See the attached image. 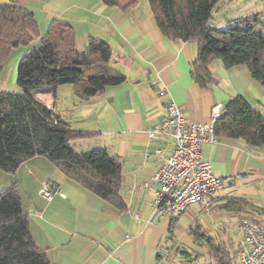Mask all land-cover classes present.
Instances as JSON below:
<instances>
[{"label":"crops","instance_id":"obj_1","mask_svg":"<svg viewBox=\"0 0 264 264\" xmlns=\"http://www.w3.org/2000/svg\"><path fill=\"white\" fill-rule=\"evenodd\" d=\"M129 3L130 0H122L121 6H110L99 2L96 17L100 22L89 35L110 45L111 66L126 77L123 84L109 86L91 99L79 98L72 85L32 95L54 110L72 130L92 133L71 142L77 151L104 149L118 158L122 167L119 192L125 209L119 210L101 199L43 156L24 162L15 173H9L8 181L20 189L32 186L30 203L25 209L21 198L22 208L33 240L46 252L50 264H165V259L170 263L178 248L174 244L178 241L175 225L183 216L191 219L185 232L200 231L206 236L200 239L196 235L189 242H198L210 251L213 247L209 245L214 244L220 251L213 252L214 260L233 264L226 247L223 249L220 244L228 242L217 243L206 229L202 231L196 225L198 215L191 209L199 206L200 214L214 215L228 199L239 197L249 200L254 208L238 211V221L243 216L264 221V148H251L242 139L221 137L217 143L203 145L202 159L224 181L212 198L211 207L204 209L202 204H193L184 213L159 216L155 203L157 186L152 177L172 154L174 140L170 136L151 139L148 132L165 116L169 100L184 108L187 122L210 123L212 113L221 112L236 96H242L264 115V88L252 78L247 66L227 69L220 60L209 65L214 83L200 86L191 74L197 42L162 34L148 0H139L134 6H127ZM259 8L256 3L246 4L247 14L243 16L257 15L264 21V9ZM6 78L1 72L0 90L5 89L2 81ZM161 88L167 91L165 97L159 95ZM64 90L69 94L62 95ZM69 97L70 103L66 102ZM46 181L59 191L50 202L39 194ZM238 221L239 249L242 234ZM236 257L239 261L238 250Z\"/></svg>","mask_w":264,"mask_h":264},{"label":"trees","instance_id":"obj_2","mask_svg":"<svg viewBox=\"0 0 264 264\" xmlns=\"http://www.w3.org/2000/svg\"><path fill=\"white\" fill-rule=\"evenodd\" d=\"M101 1L121 6L122 0ZM219 1L148 0L162 34L197 42L198 53L191 69L197 84L208 87L214 83L209 65L220 60L227 69L247 66L252 78L264 88V21L257 15L241 16L235 26L223 28L214 16ZM138 2L130 0L127 6ZM37 32L33 13L0 2V74L5 53L20 44L28 45ZM111 59L112 50L105 40L89 37L85 48L77 50L74 28L67 22L54 21L43 40L18 64L21 93L0 90V170L15 173L24 162L43 156L101 199L125 209L119 192L122 167L118 158L104 149L77 151L71 142L92 133L72 130L54 110L32 96L55 92L68 84L79 98L91 99L109 86L121 85L126 77L111 66ZM220 113L215 123L219 138L242 139L251 148H264V115L242 96L231 99ZM246 207L254 208L249 200L239 197L223 205V209L237 212ZM209 246L212 252L219 251L214 244ZM0 264H50L46 252L33 240L15 182L0 192Z\"/></svg>","mask_w":264,"mask_h":264},{"label":"rangeland","instance_id":"obj_3","mask_svg":"<svg viewBox=\"0 0 264 264\" xmlns=\"http://www.w3.org/2000/svg\"><path fill=\"white\" fill-rule=\"evenodd\" d=\"M98 1L101 2L100 0H0L2 3H13L26 8L33 13L38 25V32L33 36L28 45L20 44L5 53L6 55L2 63V75L7 78L5 81H2L5 88L3 90H7L10 93H21V90L17 86L18 64L23 56L31 52L33 48L43 40L50 25L54 21L69 23L74 28L76 49L83 50L88 44L89 35L95 32L96 28H98L97 24L100 22V19L96 17L99 4ZM255 3L260 7L259 9H264L262 6L264 3L259 0H246L245 2L242 0H239V2H237V0H220L216 5L214 16L219 23H222L221 27L223 28L235 26L237 24L236 19L247 14V10L244 9V6L246 4L254 6ZM67 87L70 86L67 84ZM67 94H69L68 90L62 92V95ZM69 99L66 98V102L70 103L71 99L70 101ZM63 102V104L66 103L65 101ZM10 175L11 174L0 170V192L5 186L11 184L8 181L11 177ZM30 189H32L31 185L25 186L22 189L17 187L20 197L23 198L25 209H27L30 203ZM222 190L223 189L220 191ZM191 210L194 214L198 215V223H196V225L201 226L202 231L206 229L207 233L217 240V243H220V240L228 242V244H223V242L220 244L223 249L226 247L225 251L233 258L232 263L240 264V261H238L236 257L238 244L240 242V235L236 229L239 213L222 209L214 213V215L207 214V212L200 214L199 206H193ZM190 224L191 219L187 216H183L175 225L177 227L176 238L178 241L174 244H176L178 248L175 251V258H173V255L170 257L172 262L175 259L174 264H218L214 260L213 252L210 251V249L198 242H189V240L196 237L198 233L203 235L200 231L191 234L189 230L185 232L184 230L188 229ZM182 251L188 254H183ZM218 252L220 251L214 254ZM167 255L170 256V253ZM168 262L169 261L165 259V264H173L172 262Z\"/></svg>","mask_w":264,"mask_h":264},{"label":"built area","instance_id":"obj_4","mask_svg":"<svg viewBox=\"0 0 264 264\" xmlns=\"http://www.w3.org/2000/svg\"><path fill=\"white\" fill-rule=\"evenodd\" d=\"M264 3V0H259ZM158 86L157 83H153ZM165 97V88L159 90ZM220 112H213L210 123L187 122L184 108L169 100L166 114L149 132L151 139L170 136L174 140L172 154L152 177L157 186L155 203L157 215L184 213L193 204L211 207L212 198L223 186V179L216 176L209 162L202 159V147L217 143L215 123ZM59 193L51 181L42 184L40 196L50 202ZM242 241L238 249L240 264H264V222L249 216L238 221Z\"/></svg>","mask_w":264,"mask_h":264}]
</instances>
